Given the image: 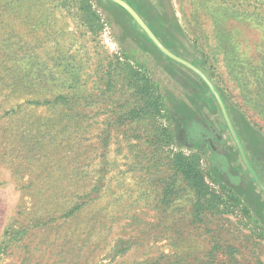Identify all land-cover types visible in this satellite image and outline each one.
I'll return each mask as SVG.
<instances>
[{
  "label": "rangeland",
  "instance_id": "rangeland-1",
  "mask_svg": "<svg viewBox=\"0 0 264 264\" xmlns=\"http://www.w3.org/2000/svg\"><path fill=\"white\" fill-rule=\"evenodd\" d=\"M149 1L159 42L264 138V0ZM142 30L104 0H0V264H264V194L235 202L169 113L214 93Z\"/></svg>",
  "mask_w": 264,
  "mask_h": 264
},
{
  "label": "flooded vegetation",
  "instance_id": "flooded-vegetation-1",
  "mask_svg": "<svg viewBox=\"0 0 264 264\" xmlns=\"http://www.w3.org/2000/svg\"><path fill=\"white\" fill-rule=\"evenodd\" d=\"M104 1L106 4H117V6L125 9L122 5L113 0ZM123 1L134 9V11H138L137 7H143L145 10L152 9L149 0ZM136 13L138 16L141 14L140 12ZM135 24H138L136 20ZM151 43L161 52L152 40ZM185 78L186 77L181 76L180 80L189 91L187 92L193 97L195 102L199 101V99L202 98L201 91L195 89L192 82H190V79L186 80ZM213 102L216 104L217 108H211V112L214 114V111L218 109L221 115L220 119H209V116L204 111V105H211ZM222 102L235 135L241 145L244 157L242 156L237 142L229 129L217 99L212 102L203 101L201 99L199 103L197 102L199 106L196 107V113L193 115V121L195 122H191L189 127L181 125L180 138L181 141L187 145H192L193 142L191 139L194 138L200 142L199 148L202 151H205L207 147L216 162V169H218L217 174H221V181L226 183L225 187L230 190L232 194H234L233 191H237L238 193H241L244 198L251 199L253 197L254 199L250 201L256 206L258 205L259 194H264V188L261 187V185L264 187V138H262L257 132H252L248 128H242L238 118L232 117L228 109V103L223 100ZM262 224L264 226V220Z\"/></svg>",
  "mask_w": 264,
  "mask_h": 264
},
{
  "label": "water",
  "instance_id": "water-1",
  "mask_svg": "<svg viewBox=\"0 0 264 264\" xmlns=\"http://www.w3.org/2000/svg\"><path fill=\"white\" fill-rule=\"evenodd\" d=\"M113 1H115V2L119 3L120 5H122L131 14V16L138 22V24L140 25V27L146 32V34L151 38V40L157 45V47L161 51H163L165 54H167L171 58H173V59H175V60H177L179 62H182L183 64H185V65L189 66L190 68L194 69L196 72H198L202 76V78L206 81V83L208 84V86L210 87V89L212 90V92L214 93L217 101L219 102L220 107H221V109L223 111L224 117H225V119L227 121V124L229 126V129H230L233 137L235 138V140L237 142V145L239 147V150H240L242 156L244 157L243 151H242V148H241V145H240V143H239V141H238V139H237V137L235 135V132L233 130V127H232V125H231V123L229 121V118H228L227 113L225 111V108L223 106V102H222V100H221V98H220L217 90L215 89V86L211 83V81L199 69H197L196 67L192 66L190 63L186 62L185 60H183V59L175 56L173 53H171L169 50H167L159 42V40L154 36V34L150 31V29L146 26V24L142 21V19L137 15V13L126 2H124L123 0H113ZM166 4H167V7L169 9V12H171L170 11L171 8H170V5H169V2H167ZM178 37L187 46V44H188L187 43V40L183 36H181V35H179ZM259 184L261 185L260 182H259ZM261 187L264 188L262 185H261Z\"/></svg>",
  "mask_w": 264,
  "mask_h": 264
},
{
  "label": "trees",
  "instance_id": "trees-1",
  "mask_svg": "<svg viewBox=\"0 0 264 264\" xmlns=\"http://www.w3.org/2000/svg\"><path fill=\"white\" fill-rule=\"evenodd\" d=\"M195 53H196V50H195ZM178 75L180 77L182 76L180 74H178ZM225 101H226V99H225ZM170 111L172 112V113L169 112L172 119L178 123L179 122L186 123L187 120H190L193 118V116H192L193 113H186V112L180 110V108H178V107H172V109ZM177 163H178L180 169L182 170V172L184 173V175L186 177L192 178L194 180L195 184L202 182V173L194 166L195 164L193 162H191L188 158L179 155ZM228 192H229V194L231 193L230 190H228ZM233 196H235L234 197L235 202L243 203L241 198L238 195L234 194Z\"/></svg>",
  "mask_w": 264,
  "mask_h": 264
}]
</instances>
